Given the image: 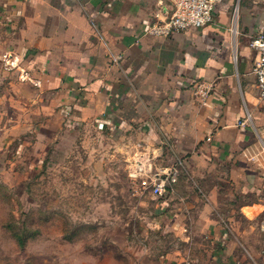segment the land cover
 Here are the masks:
<instances>
[{
	"label": "crops",
	"instance_id": "obj_1",
	"mask_svg": "<svg viewBox=\"0 0 264 264\" xmlns=\"http://www.w3.org/2000/svg\"><path fill=\"white\" fill-rule=\"evenodd\" d=\"M170 10L168 0H0V80L51 115L44 128L134 130L192 176L211 163L236 197L260 198L220 219L218 201L195 205L177 193L192 187L174 186L155 221L169 249L132 264H264V119L249 46L264 0H221L205 28L151 34ZM209 83V96L196 95Z\"/></svg>",
	"mask_w": 264,
	"mask_h": 264
},
{
	"label": "rangeland",
	"instance_id": "obj_2",
	"mask_svg": "<svg viewBox=\"0 0 264 264\" xmlns=\"http://www.w3.org/2000/svg\"><path fill=\"white\" fill-rule=\"evenodd\" d=\"M33 104L0 80V264H132L144 249L168 250L154 183L175 161L134 130L44 128L51 115ZM212 167L196 164L206 175L195 177L185 165L175 187L192 188L177 193L195 205L215 199L220 219L239 203L256 206L260 198L239 199L227 172Z\"/></svg>",
	"mask_w": 264,
	"mask_h": 264
},
{
	"label": "built area",
	"instance_id": "obj_3",
	"mask_svg": "<svg viewBox=\"0 0 264 264\" xmlns=\"http://www.w3.org/2000/svg\"><path fill=\"white\" fill-rule=\"evenodd\" d=\"M221 0H168L171 8L169 16L154 24L150 33L163 38H171L180 32L199 30L210 25L215 18V7ZM250 48L255 52L252 73L256 77L259 96L263 108L264 119V30L257 32L250 38ZM213 83L198 84L196 95L203 99L210 95ZM251 120V117L248 121ZM246 121L242 122L244 126ZM184 167V161L177 159L171 166L157 173L154 192L163 201L167 194L178 183ZM264 232V225L262 226Z\"/></svg>",
	"mask_w": 264,
	"mask_h": 264
}]
</instances>
